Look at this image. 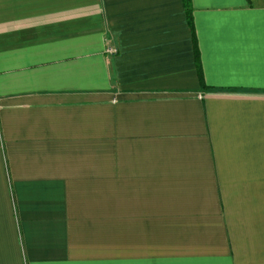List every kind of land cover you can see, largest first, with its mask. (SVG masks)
I'll return each mask as SVG.
<instances>
[{
  "label": "crops",
  "instance_id": "obj_1",
  "mask_svg": "<svg viewBox=\"0 0 264 264\" xmlns=\"http://www.w3.org/2000/svg\"><path fill=\"white\" fill-rule=\"evenodd\" d=\"M190 5L0 0V264H264V3Z\"/></svg>",
  "mask_w": 264,
  "mask_h": 264
},
{
  "label": "trees",
  "instance_id": "obj_2",
  "mask_svg": "<svg viewBox=\"0 0 264 264\" xmlns=\"http://www.w3.org/2000/svg\"><path fill=\"white\" fill-rule=\"evenodd\" d=\"M183 1H184V9H185L187 22H188L189 27L193 31V27H192V8H191V5H190V0H183ZM196 58L198 60V55L196 56Z\"/></svg>",
  "mask_w": 264,
  "mask_h": 264
},
{
  "label": "rangeland",
  "instance_id": "obj_3",
  "mask_svg": "<svg viewBox=\"0 0 264 264\" xmlns=\"http://www.w3.org/2000/svg\"><path fill=\"white\" fill-rule=\"evenodd\" d=\"M263 1V3H264V0H262Z\"/></svg>",
  "mask_w": 264,
  "mask_h": 264
}]
</instances>
